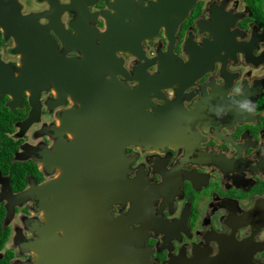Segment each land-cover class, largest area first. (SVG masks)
<instances>
[{
  "label": "flooded vegetation",
  "instance_id": "flooded-vegetation-1",
  "mask_svg": "<svg viewBox=\"0 0 264 264\" xmlns=\"http://www.w3.org/2000/svg\"><path fill=\"white\" fill-rule=\"evenodd\" d=\"M12 1L36 24L0 26V264H264V0H196L183 19L160 0ZM138 25L155 32L131 37ZM44 35L67 59L111 43L98 62L120 102L139 84L151 94L155 139L122 147L107 200L51 184L69 150L102 152L89 121L66 118L70 93L17 87V47L34 54L26 37L44 48Z\"/></svg>",
  "mask_w": 264,
  "mask_h": 264
},
{
  "label": "water",
  "instance_id": "water-1",
  "mask_svg": "<svg viewBox=\"0 0 264 264\" xmlns=\"http://www.w3.org/2000/svg\"><path fill=\"white\" fill-rule=\"evenodd\" d=\"M160 1L162 4L168 5L167 9L171 7L172 9L175 8L173 13L176 14L178 19L185 18L196 2V0ZM123 2L124 0H119L115 7ZM152 11L153 8L151 9ZM14 14L16 21L12 23L11 19L13 18L11 16ZM141 17L140 24L144 22V16ZM25 23L30 26H26ZM176 23L177 21H175ZM34 24H36L34 18L29 19V17L20 16L17 3H14L12 0H0V26L3 29L11 30L15 27L14 30L16 32L23 33L27 29L33 30ZM131 31V37H136L142 32L147 35L155 32L150 31V29L149 31H142V25H138L137 30L134 28ZM142 38L143 36L139 39ZM139 39L136 44L139 43ZM41 40V43L46 41L47 45L45 46L44 43V48L40 46L37 48L34 44L36 43L34 42L35 39L26 37V41L30 43L29 47L35 52L34 54H25L26 49L24 47H17V51L22 53V55L24 54L23 57L25 56L18 70L20 77L17 79V87L19 89L27 87L40 89L48 87L46 82L49 81L58 90L59 97L65 93H70L72 98L80 104V109L74 112H67L66 118L89 121L90 123L83 126V128L92 129L86 132L87 134L92 133L93 130L95 131V143L88 139L90 144H95L93 152L95 153L96 149H98L99 153L102 152V156L96 153V155L86 159L79 157V162L76 163V159L72 157L74 155L73 151L69 150L66 159H63L65 165L63 166L62 175L60 174L59 179L51 184L61 187L79 185V189H72L70 187L67 190L65 188V192L70 195L77 192L84 193L89 195V197L94 193L96 200L98 198L107 200L110 196L119 192L124 184V173L120 174L117 172L118 167L125 168V165H120L122 147L131 143L136 144L139 140L146 143L155 139V130L157 129L156 119L146 111L151 94H142V90L145 88L139 84V87L134 90L128 88L122 96V102H120V97L118 98L117 95L120 92L118 91V87H116L115 79H111V81L105 80L102 68L104 65L98 62V59H112L116 48L109 49L111 43L104 41L99 46L91 45L77 48L81 53V59L78 60L67 59L58 53L56 47L46 36ZM132 43L134 44V41ZM133 44L128 43V50L126 51L139 56L131 48L134 47ZM135 49H139V47H135ZM33 60H40L39 65L35 64ZM37 68L40 70V73ZM0 71L6 72L8 69L0 66ZM36 71H38V75ZM170 74L172 75V72ZM108 94L109 99H106ZM33 114H37L36 107H34ZM109 133L111 137H108ZM54 153L56 156H59L57 150ZM109 154L111 155L110 157L108 156ZM107 184L111 188L110 191L106 192L104 186ZM89 185H96L98 187L95 191L81 187ZM47 186L40 187L38 190L49 188ZM53 192L62 191L55 188ZM96 211L97 218L100 216L104 217V211H98V208H96ZM53 218L57 222L59 215H53ZM54 220L53 222H55ZM99 221L97 219L95 224H98Z\"/></svg>",
  "mask_w": 264,
  "mask_h": 264
}]
</instances>
